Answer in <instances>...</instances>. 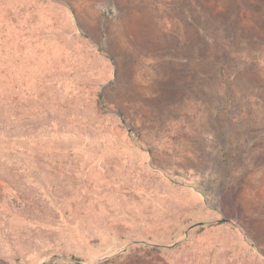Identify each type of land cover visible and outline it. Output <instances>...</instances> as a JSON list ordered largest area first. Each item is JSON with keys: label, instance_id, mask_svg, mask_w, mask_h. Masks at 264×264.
<instances>
[{"label": "rangeland", "instance_id": "obj_1", "mask_svg": "<svg viewBox=\"0 0 264 264\" xmlns=\"http://www.w3.org/2000/svg\"><path fill=\"white\" fill-rule=\"evenodd\" d=\"M0 264H264V0H0Z\"/></svg>", "mask_w": 264, "mask_h": 264}]
</instances>
